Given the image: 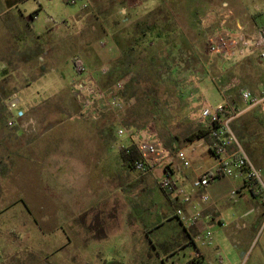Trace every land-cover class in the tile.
Returning a JSON list of instances; mask_svg holds the SVG:
<instances>
[{
  "label": "rangeland",
  "instance_id": "374dc122",
  "mask_svg": "<svg viewBox=\"0 0 264 264\" xmlns=\"http://www.w3.org/2000/svg\"><path fill=\"white\" fill-rule=\"evenodd\" d=\"M7 1L10 0H0V9L5 8ZM258 1L264 6V0ZM39 3L43 10L38 11L34 32L19 29L10 33L1 28L6 17L13 15L20 18L21 14L29 17L39 8ZM83 4H86L85 8ZM142 5L130 6L127 16H122L120 9L127 7L126 2L116 3L115 0H78L74 5L64 0H27L6 17L0 18V264H102V256L96 250L92 252L94 257L89 253H84L85 258L83 255L85 248L92 249L95 245L92 243L88 246L89 243L84 242L83 238L82 225L88 213L78 216L76 212L90 206L89 202L86 203L90 201V196L92 205L97 202L95 198L99 197L97 200L100 202L102 199L100 211L103 212L101 229H97V223L93 222L94 225L88 230L94 238L107 237L113 232L109 242L115 240L117 244L115 241L110 242L111 245L106 244V247L113 248V244L121 246V252L117 254L125 258L123 264H152L157 254L167 251L163 247L164 242L157 245L156 249H149L145 234L136 226L146 225L148 230L152 228V220L148 218L151 216L149 203L148 207L142 206L147 201L146 194L156 192L152 179L122 165L119 147L128 141L126 138H117L110 115L104 114L98 123L83 118L68 89V80L72 74L70 59L79 56L88 68L98 69L100 65L92 64L91 46L100 43L104 35L103 25L107 30L114 29L115 32L128 29L133 23L126 25V17L130 18L129 13L140 11ZM164 15L160 12L156 18L158 24ZM47 18H51V22L47 23ZM62 22H67L68 29ZM163 47V43L158 47H150L148 53L152 55L157 52L163 56L172 53ZM198 54L206 64V76L212 87L211 98L177 101L171 95L172 89L167 82L169 76L159 67L153 69L152 76L153 79L163 80L156 88L162 101V113L168 118H154L151 112L141 109L135 100L132 106H126L122 119L127 126L134 128L136 137L146 136L152 131L157 139L160 138L164 148L184 149L191 162L204 169L213 166L215 160L202 140L191 142L188 137L199 124L201 105L216 106L222 101L216 91L217 87L222 86L210 67L209 60L217 56H211L208 51ZM220 61V65L226 62L222 58ZM203 67L196 66L193 68L195 72L188 75L190 87L193 85L192 78L201 75ZM147 72L138 73L136 79L141 86H134L133 93L141 95L143 88L149 86L152 77ZM11 95L20 98V108L25 112L26 120L32 119L37 126L35 133L25 136L14 129L23 136L17 137L7 128L5 102ZM249 119L240 118V127L248 125L255 133H259L260 128L264 127V116L259 114L257 118ZM90 136L94 140L100 137L106 142L105 158L94 156L95 161L90 158V144L87 141ZM36 139H39L37 148ZM35 149H39L45 156L41 159L33 156ZM198 155L204 158L200 160ZM8 157L12 165L9 173ZM77 168V175H91L92 179H74L73 173ZM182 172L183 169L179 168V173ZM99 174L101 176L96 178ZM155 175L159 176L160 170L155 171ZM78 183L82 185L76 186ZM157 192L169 196L171 205L177 206L172 194L160 189ZM87 221L91 223V220ZM154 221L157 225V221ZM74 225H77L75 234L70 231ZM157 230L154 228V231ZM162 233L164 236L168 233L172 236V232L165 229ZM130 242L137 243L140 251H130ZM191 252L193 250L188 247L182 259ZM104 254L107 258L106 252ZM132 256L136 257L134 261H131Z\"/></svg>",
  "mask_w": 264,
  "mask_h": 264
},
{
  "label": "crops",
  "instance_id": "0c3cea01",
  "mask_svg": "<svg viewBox=\"0 0 264 264\" xmlns=\"http://www.w3.org/2000/svg\"><path fill=\"white\" fill-rule=\"evenodd\" d=\"M26 1L27 0L7 1L5 8L0 9V18L6 17L8 14L12 13L15 8ZM85 1L89 2V0ZM115 1L116 3L126 2L127 7L120 9V13L122 16L125 14L127 16L129 9L127 1L129 0ZM142 4V9L140 11L129 13L131 14L130 18L126 17L125 19L127 21L126 25H130L152 14V12L160 6H165L168 17L165 15L162 16V22L153 29L154 38L149 43V47H158L159 44L163 43L165 46L163 48L172 53L180 49L191 51L194 54V63L196 66H204L202 74L192 78V87L189 86V80L187 79L186 81L190 89V99L192 98L195 101H201V99L204 100L205 98L209 99L212 96V87L209 85V79L206 76V73H208L206 64L203 63L198 54L208 51V37L210 33L219 27L223 19L226 21L227 28L231 30L243 28L249 34L253 29L264 26V6H262L258 0H145ZM42 10V5L39 3V8L35 10V19H32L31 15L25 17L22 14L20 18L13 15L9 18L6 17V20L10 21V24H7L8 21L6 22V20H4L1 28L10 33L14 30L18 31L19 29L34 32L36 28L34 21L38 19V11L41 12ZM157 15L155 18L158 19L159 16ZM46 22H51V18H47ZM62 25L66 27L67 22H62ZM66 28L68 29V27ZM103 32L104 35L99 40L100 43L97 44L98 46H91L93 55L92 64L93 66L100 65L99 68H108L113 60H117L120 57V52L112 38L115 30L111 29V31H109L103 25ZM223 60L226 61L223 65H220L222 62L219 57H212L209 61L212 74L219 80L225 99L231 106H240L241 103L238 91L241 88L249 90L254 96L261 95L262 91H264V60L259 58L258 53L250 51L247 52L244 57ZM5 62L7 65V60H5ZM237 85L239 86L236 87ZM216 91L220 96L217 88ZM17 98L20 99L19 97ZM203 105L204 104L201 106ZM258 110L259 109H252L244 113L242 115L244 116L243 118L241 116L234 121L233 129H235L241 144L248 150L246 151L253 163L260 170L261 179L262 182H264V144H262V142H264V140H262L264 139V127L260 128L259 133H255L248 125H246L245 128L239 125L240 118L241 120H247L249 118L255 119L259 114L264 116V113ZM9 130L13 131L12 133L17 137H23L14 129ZM94 132H96V129H94ZM260 134H262V137ZM38 140L39 139H36L35 141V148H37L36 144ZM87 141L90 144L89 154L93 161H95L94 156H98L99 158L106 157V142L104 140L100 137H96L94 140L93 136H90V140ZM52 152L53 151H51V154ZM203 153L204 152L201 154ZM33 156L41 159L45 155L39 151V149H35ZM198 157H200V160L204 158V156L199 155ZM59 160L63 162V159L60 158ZM7 168L9 173L10 168L12 169L9 157ZM77 173L78 168L77 171L73 173V178L76 180L83 181L92 179L91 175H77ZM98 176L100 177L101 174L96 175V178H98ZM193 177L194 175L190 171H188V173L186 171L180 173V178L186 185ZM79 185L81 186L82 183H78L76 186ZM231 191H235V194L231 195ZM206 192L209 196L210 203L203 206L201 219L189 231L184 230L174 217L175 206L171 205L172 203L169 196L160 195L157 189L156 192H152V195L146 194L147 201L143 203L142 206L145 207L149 203V207H147L150 210L151 216L148 218L152 220L150 221V227L152 228L148 230L149 227L146 225L136 226L145 234L148 244L147 247L149 246V249H156L157 245H162L161 242H164L165 246L163 247L167 248L164 254H157L156 260L152 264H179L180 262H182L181 264H186L197 251L200 252L201 257L199 260L195 259V264H219V259H221V264H264V199H262L261 195L256 194L252 189L246 187L240 179L234 178L219 179L211 183L207 187ZM81 193L82 191H80V194ZM120 195H122V193H120ZM127 195L130 194L128 193ZM91 197L92 196H90V201L88 200L86 202H89V207L78 210L76 212L77 214L74 213L78 216L83 213H88L87 220H91L90 224L87 220L83 222V238L85 237L84 242L89 243L88 246L92 243L95 246L92 248L93 250L90 247L87 249L85 248L83 255L84 253H89L94 257L92 252L96 250L97 254L102 256V261L117 260L123 264L125 258L117 254L121 252V246L118 247V245H116L117 242L114 240L116 244H113V248L108 247V251L106 247V244L109 246L111 243H115L113 240L110 241L111 243L109 242V237L114 234L113 232L112 235H107V237L99 236L94 238L88 230L92 228L91 226H93L94 223H97V229H101V211L103 212V210L100 211L102 199L100 202L97 200L99 197L95 198L97 202L92 205L93 202ZM176 202V207H178L180 204L177 200ZM92 218L94 220H92ZM154 220L157 221V225H155L156 222ZM221 223L228 226L229 233L224 232ZM235 224H242L244 227L236 229L234 226ZM76 227L77 225H74L73 229L70 230L73 234L76 233ZM154 228H157V231H160V233L157 234ZM163 229L167 230V232H172V236H170V233H168L167 236H164L163 233L161 234ZM205 230H210L212 232V240L209 245L201 246L196 241H192V236L202 233ZM151 235L156 236V238H153ZM257 235L258 238L254 243V239ZM69 241L72 243L74 242L72 240H68V242ZM131 244L130 251L136 253L140 251V247L137 243ZM141 247H143V245H141ZM188 247L191 248L193 252H191L189 256H186L185 259H182ZM149 249L147 248V250ZM105 252L108 255L107 258L105 257ZM108 253L111 256H109ZM85 257L84 255V258ZM134 259H136V257L132 256L131 261H134Z\"/></svg>",
  "mask_w": 264,
  "mask_h": 264
},
{
  "label": "built area",
  "instance_id": "2783aa9c",
  "mask_svg": "<svg viewBox=\"0 0 264 264\" xmlns=\"http://www.w3.org/2000/svg\"><path fill=\"white\" fill-rule=\"evenodd\" d=\"M78 0H65V3L74 5ZM128 6H139L145 0H129ZM83 8L86 4L82 5ZM32 19L36 14H31ZM208 51L211 56L222 59H235L244 57L247 52H256L260 59L264 60V26L255 28L249 34L243 28L231 30L226 27L225 19L219 27L212 31L208 37ZM72 69L68 80L69 95L79 107V113L83 118L92 122L101 121L104 114L110 115L113 120V129L119 139L126 138L128 143L122 144L120 149L134 146L139 152L140 159L134 163V170L149 176L155 187L172 194L179 202L174 208V217L184 230L193 228L202 216L204 205L210 203L206 192L207 187L222 178L240 179L246 187L252 189L264 199V182H262L260 170L255 166L250 156L236 136L233 123L244 113L252 109H260L264 113V91L260 96H254L249 90L241 88L238 91L240 106L233 107L225 99L222 88L217 87L222 101L216 106L204 104L198 116V123L207 129V136L211 143L202 140L215 160V164L209 168L196 166L188 157L184 149H166L152 131L146 136L136 137L135 131L123 122L126 111L125 101L114 89H107L102 79L107 74L108 68L90 69L79 56L70 59ZM119 88V84L116 86ZM21 100L11 95L5 102V110L8 114L7 128L17 129L25 136L33 134L37 126L32 119L26 120L25 112L20 108ZM128 152V150H126ZM179 168L193 173V179L186 185L180 178ZM160 170V175L155 171ZM235 191H231L234 195ZM225 233H229L228 226L221 223ZM241 229L244 225H234ZM193 240L201 246L209 245L212 240V232L205 230L192 236ZM258 235L254 239L257 240ZM201 254L197 251L189 260L195 263ZM219 259V264H221Z\"/></svg>",
  "mask_w": 264,
  "mask_h": 264
},
{
  "label": "trees",
  "instance_id": "16d2710c",
  "mask_svg": "<svg viewBox=\"0 0 264 264\" xmlns=\"http://www.w3.org/2000/svg\"><path fill=\"white\" fill-rule=\"evenodd\" d=\"M160 12L168 17L165 6H160L152 14L134 22L128 29L117 31L113 34L112 38L120 52V57L108 66V72L103 77L102 83L107 89H114L125 102L127 100V108L132 106V101L136 100L137 104H140L141 109L143 108L145 112H151L154 118L158 116L168 118L166 114L162 113V101L158 95V88H156L157 85L162 84L163 80L153 79V69L161 67L165 71V74L169 76L167 82L172 89L171 95L181 102L188 100L191 96L186 81L188 75L195 72L193 68L196 65L194 63V54L187 50L180 49L175 53H167L164 55L165 57L157 52L149 55L148 52L151 50H149V43L154 38L153 29L158 25L155 17L157 14L159 16ZM146 70L148 71L147 74L152 77L151 81L147 88H143V93L137 95L132 91L134 86H141L136 77L140 71ZM117 84H119V88L116 87ZM191 103L194 102L192 101ZM200 139H203L207 144L211 143L210 138L207 136V129L203 125L198 124L188 137V140L193 142ZM119 152L122 165L129 170H134V163L140 159L137 149L134 146H128L126 149H120ZM102 264L122 263L113 260L103 261ZM186 264L195 263L188 262Z\"/></svg>",
  "mask_w": 264,
  "mask_h": 264
}]
</instances>
